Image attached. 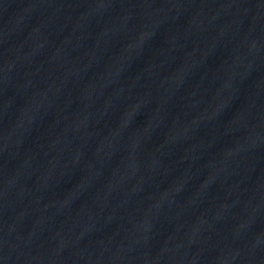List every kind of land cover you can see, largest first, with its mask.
Returning <instances> with one entry per match:
<instances>
[{
  "label": "water",
  "instance_id": "water-1",
  "mask_svg": "<svg viewBox=\"0 0 264 264\" xmlns=\"http://www.w3.org/2000/svg\"><path fill=\"white\" fill-rule=\"evenodd\" d=\"M0 264H264V41L220 0H0Z\"/></svg>",
  "mask_w": 264,
  "mask_h": 264
}]
</instances>
